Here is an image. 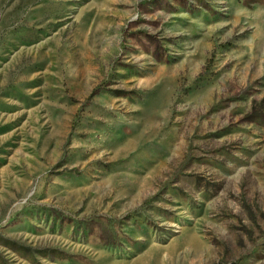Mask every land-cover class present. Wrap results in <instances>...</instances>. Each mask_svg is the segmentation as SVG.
<instances>
[{"label":"rangeland","instance_id":"rangeland-1","mask_svg":"<svg viewBox=\"0 0 264 264\" xmlns=\"http://www.w3.org/2000/svg\"><path fill=\"white\" fill-rule=\"evenodd\" d=\"M0 264H264V0H0Z\"/></svg>","mask_w":264,"mask_h":264},{"label":"trees","instance_id":"trees-1","mask_svg":"<svg viewBox=\"0 0 264 264\" xmlns=\"http://www.w3.org/2000/svg\"><path fill=\"white\" fill-rule=\"evenodd\" d=\"M4 243L6 244V246H13L14 243L13 242H10V241H4Z\"/></svg>","mask_w":264,"mask_h":264}]
</instances>
